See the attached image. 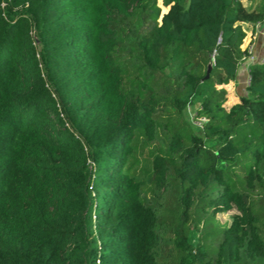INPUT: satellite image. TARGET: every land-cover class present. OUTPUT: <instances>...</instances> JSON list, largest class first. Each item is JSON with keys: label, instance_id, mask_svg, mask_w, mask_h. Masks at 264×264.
I'll use <instances>...</instances> for the list:
<instances>
[{"label": "trees", "instance_id": "16d2710c", "mask_svg": "<svg viewBox=\"0 0 264 264\" xmlns=\"http://www.w3.org/2000/svg\"><path fill=\"white\" fill-rule=\"evenodd\" d=\"M164 6L0 0V264H264V63L229 111L222 88L264 6Z\"/></svg>", "mask_w": 264, "mask_h": 264}, {"label": "rangeland", "instance_id": "374dc122", "mask_svg": "<svg viewBox=\"0 0 264 264\" xmlns=\"http://www.w3.org/2000/svg\"><path fill=\"white\" fill-rule=\"evenodd\" d=\"M158 5L161 8L162 14L167 12L168 7L164 6V0H158ZM222 88H223V86H222ZM227 96H228V93H227ZM227 102H228V98L226 99V102L224 103L225 108L228 107ZM197 108H198V105H191V106H188L183 112V116H184L185 120L191 126L194 133H198L199 130H201V123H202V121L197 120L195 118ZM157 146L158 145H151L148 143L139 149V152L137 154L138 163L134 167V170L136 171L138 176L145 177L147 175L145 163L147 162L148 159L150 160L152 158L151 157L152 154H154L158 151ZM167 204H169V203H165V205H166L165 207H167ZM168 208H170V207L168 206ZM168 210H170V209H168ZM233 213L234 212H229L227 214L218 215L216 217L218 224L220 226H226L227 224H229L231 216L233 215ZM170 217L171 216L169 213L165 214V219H166L165 221L167 222V225L170 224V221H171ZM213 226H216V225H210V224H207L206 222H201L198 225L192 224L190 227V229H191V234L189 237L190 244L194 247L200 238L202 242H204V243L206 242V244L208 245L209 248L210 247L212 248L211 242H212L213 237H211L208 234H209V232H212L214 229H216ZM167 250L168 251L171 250V246L170 247L163 246V250H162V256L163 257L167 254Z\"/></svg>", "mask_w": 264, "mask_h": 264}, {"label": "crops", "instance_id": "0c3cea01", "mask_svg": "<svg viewBox=\"0 0 264 264\" xmlns=\"http://www.w3.org/2000/svg\"><path fill=\"white\" fill-rule=\"evenodd\" d=\"M241 2L245 7L252 9H255L259 6H264V0H241ZM241 26L246 33V38L241 47L242 50H246L248 46L252 45L253 56L255 58L254 62H261L264 59V22L257 24L241 23ZM248 83L249 67L247 68L246 65H242L239 68L236 80L230 82L228 85L223 86V88L228 93V107L225 108L226 110L229 111L233 106L239 103L240 97L246 95Z\"/></svg>", "mask_w": 264, "mask_h": 264}, {"label": "built area", "instance_id": "2783aa9c", "mask_svg": "<svg viewBox=\"0 0 264 264\" xmlns=\"http://www.w3.org/2000/svg\"><path fill=\"white\" fill-rule=\"evenodd\" d=\"M246 50H248V56L243 59V62L240 66L246 65V67L248 68L250 67L249 65L253 63H264V59L261 62H254L255 58L253 56V46L252 45L248 46Z\"/></svg>", "mask_w": 264, "mask_h": 264}]
</instances>
